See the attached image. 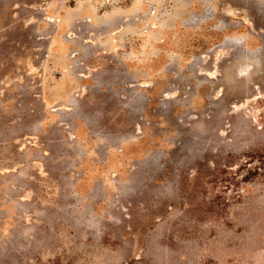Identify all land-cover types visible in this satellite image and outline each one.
<instances>
[{"label":"rangeland","instance_id":"rangeland-1","mask_svg":"<svg viewBox=\"0 0 264 264\" xmlns=\"http://www.w3.org/2000/svg\"><path fill=\"white\" fill-rule=\"evenodd\" d=\"M181 1L0 0V264H264V0Z\"/></svg>","mask_w":264,"mask_h":264},{"label":"flooded vegetation","instance_id":"flooded-vegetation-1","mask_svg":"<svg viewBox=\"0 0 264 264\" xmlns=\"http://www.w3.org/2000/svg\"><path fill=\"white\" fill-rule=\"evenodd\" d=\"M211 0H182L180 2L181 6H180V10L177 12L176 16L170 20L171 23H173L174 21H178L179 19H181L183 16H185L187 14V12L189 11V9H191V7L193 6H198V5H205V6H209ZM211 13V11L209 12ZM209 15V14H207Z\"/></svg>","mask_w":264,"mask_h":264},{"label":"bare ground","instance_id":"bare-ground-1","mask_svg":"<svg viewBox=\"0 0 264 264\" xmlns=\"http://www.w3.org/2000/svg\"><path fill=\"white\" fill-rule=\"evenodd\" d=\"M55 77V76H54Z\"/></svg>","mask_w":264,"mask_h":264}]
</instances>
